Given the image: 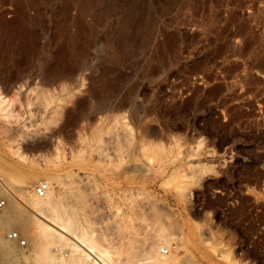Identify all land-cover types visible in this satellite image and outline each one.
Here are the masks:
<instances>
[{
	"label": "rangeland",
	"instance_id": "rangeland-1",
	"mask_svg": "<svg viewBox=\"0 0 264 264\" xmlns=\"http://www.w3.org/2000/svg\"><path fill=\"white\" fill-rule=\"evenodd\" d=\"M97 1L66 42L38 0L44 55H0V264H83L79 238L111 264H264V0Z\"/></svg>",
	"mask_w": 264,
	"mask_h": 264
},
{
	"label": "bare ground",
	"instance_id": "bare-ground-1",
	"mask_svg": "<svg viewBox=\"0 0 264 264\" xmlns=\"http://www.w3.org/2000/svg\"><path fill=\"white\" fill-rule=\"evenodd\" d=\"M13 1L16 4L15 17L11 21H3L2 17L0 16V55H1V57L6 58V59H12V58L14 59V57H24L26 60L31 61L30 58L33 55L34 56L35 55H39V56L44 55V50H43L44 48H42V47L38 48V46H37L38 39L40 37V33L37 32V30L34 26L38 21L44 20L45 12L43 10V7L47 6V5H44L43 7L38 5V0H13ZM47 1L49 2L50 0H47ZM32 3H36L38 9L36 10L34 15H29L25 9H26V7L30 6ZM90 6H96L98 8L100 7L99 8L100 14L98 15L99 19L106 12H109L108 11L109 8L106 9L104 7L103 2H100V1L98 2L97 0L93 1V2H91V0H62V8L57 12V15H59L61 17L62 22L60 21L61 23H57L55 25L56 26L55 27L56 28L55 37L58 36L60 33H63L65 36L64 39L66 42H73V41L77 40V38H79V36L85 30L83 18L87 13V8H89ZM72 7H76L77 8L76 11L78 10V12H77L78 18L74 22L75 27H76L75 33L69 32V29H70L69 28V20H70L69 13H70V10L72 9ZM45 8H47V7H44V9ZM89 45L90 44H88V46ZM55 54L57 55V58L59 60H63L64 57L68 55V51H66V49L63 45H58V46H56V53ZM38 58H40V57H38ZM71 67H72V64L70 65V69H71ZM19 71L20 70L16 69L12 73H10V75H8L9 76L8 80L9 81L11 80V82H13V80L15 81V79L19 75L21 76V73ZM66 73H67V71H66ZM43 81H44L43 83L45 85L46 84L47 85L52 84V81H50V80H49L50 82L49 81L47 82V80L46 81L43 80ZM5 92H6V90H5ZM7 92H8V90H7ZM39 202H37V203L39 204ZM39 206L40 205H38V207ZM39 209H41V208H39ZM4 215H3V218L0 220V222L9 226L10 224H12L11 223L12 221L10 220L11 217L9 219L7 215H5V216ZM9 215L11 216L12 214H9ZM12 218H14V217H12ZM52 220H54L56 222L55 219H52ZM61 226L63 227L64 225L61 224ZM40 230L42 233H46V234H48L47 232L52 231V230H49L47 228H43V229L41 228ZM60 231H62V230H60ZM49 234H51V233H49ZM45 236L49 237L48 235H45ZM51 236H52V234H51ZM79 239H80L79 242L77 240V243H79V245L77 243H73V244L78 250L79 249L82 250L85 253V255L87 256V258H89V259H87L85 256L84 257L85 259H87V260L92 259L91 261H94L93 264H111L110 261L105 258L106 257L105 253H101V251L100 252L97 251L95 249V247L92 246L91 243H89V241L81 240L82 238H79ZM13 247L14 246L10 245V244L5 245V249H7V251L8 250L14 251ZM162 250L165 251V249H161V251ZM92 255L95 258H92ZM84 260H79L78 263L80 262V263L84 264V262H86Z\"/></svg>",
	"mask_w": 264,
	"mask_h": 264
},
{
	"label": "built area",
	"instance_id": "built-area-1",
	"mask_svg": "<svg viewBox=\"0 0 264 264\" xmlns=\"http://www.w3.org/2000/svg\"><path fill=\"white\" fill-rule=\"evenodd\" d=\"M36 194L38 196H44V190L42 187H37L35 190ZM5 205V201L1 200L0 201V210L4 207ZM8 238L15 240L19 243L20 246H25L26 245V241L24 239H21L18 234L16 232H12L8 235ZM163 254H166V252H162Z\"/></svg>",
	"mask_w": 264,
	"mask_h": 264
}]
</instances>
